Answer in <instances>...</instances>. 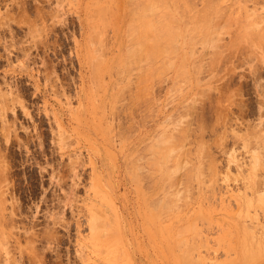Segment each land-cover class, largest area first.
Returning a JSON list of instances; mask_svg holds the SVG:
<instances>
[{"label": "rangeland", "instance_id": "374dc122", "mask_svg": "<svg viewBox=\"0 0 264 264\" xmlns=\"http://www.w3.org/2000/svg\"><path fill=\"white\" fill-rule=\"evenodd\" d=\"M0 264H264V0H0Z\"/></svg>", "mask_w": 264, "mask_h": 264}, {"label": "bare ground", "instance_id": "6f19581e", "mask_svg": "<svg viewBox=\"0 0 264 264\" xmlns=\"http://www.w3.org/2000/svg\"><path fill=\"white\" fill-rule=\"evenodd\" d=\"M112 1H113V0H112ZM141 1H142V0H141ZM176 1H177V0H176ZM254 1H256V0H254ZM257 1H258V0H257ZM183 4H184V3H183ZM218 4H219V3H218ZM171 5H172V4H171ZM210 5H211V4H210ZM178 6H179V5H178ZM180 6H181V5H180ZM187 6H188V5H187ZM192 6H193V5H192ZM211 6H212V5H211ZM211 6H210V8H211ZM168 7H169V6H168ZM168 7H167V8H168ZM175 7H177V6H175ZM183 7H184V6H183ZM190 7H191V6H190ZM208 7H209V6H208ZM157 8H158V7H157ZM179 8H180V7H179ZM179 8H178V9H179ZM135 9H136V8H135ZM168 9H170V8H168ZM180 9H181V8H180ZM186 9H189V8H186ZM194 9H195V8H194ZM204 9H205V8H204ZM154 10H155V9H154ZM207 10H210V9L208 8ZM212 10H213V9H212ZM177 11H178V10H177ZM183 11H184V10H183ZM186 11H187V10H186ZM194 11H195V10H194ZM203 11H204V10H203ZM203 11H202V12H203ZM142 12H143V11H142ZM208 12H209V11H208ZM211 12H212V11H210V13H211ZM158 13H159V12H158ZM160 13H161V11H160ZM180 13H181V12H180ZM187 13H188V12H187ZM195 14H196V13H195ZM202 14H203V13H202ZM179 15H180V14H179ZM193 15H194V14H193ZM198 15H199V13H198ZM200 15H201V14H200ZM206 15H207V14H206ZM228 15H230V14H228ZM208 16H209V15H208ZM145 17H146V16H145ZM166 17H167V16H166ZM181 17H182V16H181ZM195 17H196V16H195ZM232 17H233V16H232ZM149 18H150V17H149ZM161 18H162V17H161ZM208 18H209V17H208ZM175 19H176V18H175ZM198 19H199V18H198ZM203 19H204V18H203ZM225 19H226V18H225ZM227 19H228V18H227ZM239 19H240V18H239ZM170 20H172V19H170ZM199 20H201V19H199ZM208 20H209V19H208ZM241 20H242V19H241ZM252 20H253V19H252ZM136 21H137V20H136ZM175 21H176V20H175ZM191 21H192V20H191ZM210 21H211V20H210ZM165 22H166V21H165ZM167 22H168V21H167ZM173 22H174V21H173ZM230 22H231V21H230ZM136 23H137V22H136ZM138 23H139V22H138ZM146 23H147V22H146ZM182 23H183V22H182ZM206 23H207V22H206ZM206 23H205V24H206ZM140 24H141V23H140ZM150 24H151V23H150ZM174 24H176V22H175ZM209 24H211V23L209 22ZM231 24H232V23H231ZM234 24H235V23H234ZM252 24H253V23H252ZM103 25H104V24H103ZM176 25H177V24H176ZM184 25H185V24H184ZM187 25H188V24H187ZM203 25H204V24H203ZM132 26H133V25H132ZM138 26H139V25H138ZM173 26H174V25H173ZM198 26H199V25H198ZM105 27H106V26H105ZM140 27H141V26H140ZM178 27H179V26H178ZM185 27H186V26H185ZM208 27H209V26H208ZM216 27H217V26H216ZM134 28H136V27H134ZM143 28H144V27H143ZM161 28H162V27H161ZM249 28H250V27H249ZM172 29H173V28H172ZM209 29H210V28H209ZM164 30H165V29H164ZM176 30H177V27H176ZM198 30H199V29H198ZM205 30H206V29H205ZM220 30H221V29H220ZM250 30H251V29H250ZM256 30H257V29H256ZM193 31H194V30H193ZM203 31H204V30H203ZM206 31H207V30H206ZM133 32H134V31H133ZM147 32H148V31H147ZM171 32H172V31H171ZM178 32H179V31H178ZM195 32H196V31H195ZM224 32H225V31H224ZM134 33H135V32H134ZM184 33H185V32H184ZM202 33H204V32H202ZM208 33H209V32H208ZM208 33H207V34H208ZM175 34H176V33H175ZM189 34H190V33H189ZM204 34H205V33H204ZM247 34H248V33H247ZM261 34H262V33H261ZM172 35H173V34H172ZM176 35H177V34H176ZM194 35H195V34H194ZM205 35H206V34H205ZM134 36H135V35H134ZM145 36H146V35H145ZM147 36H148V35H147ZM179 36H180V35H179ZM240 36H241V35H240ZM251 36H252V35H251ZM255 36H256V35H255ZM255 36H254V37H255ZM142 37H143V36H142ZM135 38H136V37H135ZM137 38H138V36H137ZM137 38H136V39H137ZM139 38H140V37H139ZM143 38H144V37H143ZM151 38H152V37H151ZM212 39H213V38H212ZM252 39H253V38H252ZM144 40H145V39H144ZM151 40H152V39H151ZM249 40H250V39H249ZM249 40H248V41H249ZM139 41H140V40H139ZM173 41H174V40H173ZM260 41H261V40H260ZM146 43H147V42H146ZM155 43H156V42H155ZM262 43H263V42H262ZM262 43H261V44H262ZM150 44H151V43H150ZM152 44H153V42H152ZM147 45H148V43H147ZM150 46H151V45H150ZM153 46H154V44H153ZM161 46H162V45H161ZM130 47H131V46H130ZM170 47H171V46H170ZM155 48H156V47H155ZM157 48H158V47H157ZM209 48H210V47H209ZM162 49H163V48H162ZM192 49H193V48H192ZM150 50H151V49H150ZM154 50H155V49H154ZM172 50H173V49H172ZM140 51H141V50H140ZM140 51H139V52H140ZM160 51H161V50H160ZM170 51H171V50H170ZM175 51H176V50H175ZM141 52H142V51H141ZM141 52H140V53H141ZM153 52H154V51H153ZM173 52H174V51H173ZM155 53H156V51H155ZM155 53H154V54H155ZM174 53H175V52H174ZM189 53H190V52H189ZM149 54H150V53H149ZM138 55H139V54H138ZM142 55H143V54H142ZM147 55H148V54H147ZM151 55H152V54H151ZM149 56H150V55H149ZM157 56H158V55H157ZM219 56H220V55H219ZM136 57H137V56H136ZM144 57H145V55H144ZM137 58H138V57H137ZM152 58H153V57H152ZM160 59H161V58H160ZM140 60H141V59H140ZM151 60H152V59H151ZM151 60H150V61H151ZM150 61H149V62H150ZM171 61H172V60H171ZM173 61H174V60H173ZM184 61H185V60H184ZM147 62H148V61H147ZM153 62H154V61H153ZM153 62H152V63H153ZM185 62H186V61H185ZM185 62H184V63H185ZM170 63H171V62H170ZM186 63H187V62H186ZM180 64H181V63H180ZM148 65H149V64H148ZM172 65H173V62H172ZM184 66H185V65H184ZM185 67H186V66H185ZM152 69H153V68H152ZM177 69H178V68H177ZM153 70H154V69H153ZM178 72H179V70H178ZM180 73H181V71H180ZM183 73H184V72H183ZM186 75H187V74H186ZM149 76H150V75H149ZM149 76H148V77H149ZM178 76H180V75L178 74ZM143 79H144V78H143ZM147 82H148V81H147ZM165 135H166V134H165ZM168 138H169V137H168ZM165 140H166V139H165ZM164 146H165V145H164ZM154 148H155V147H154ZM161 148H162V147H161ZM165 149H166V148H165ZM158 150H159V149H158ZM169 150H170V149H169ZM155 151L157 152L156 149H155ZM155 151H154V152H155ZM159 151H160V150H159ZM173 151H174V150H173ZM163 152H164V151H163ZM167 154H168V153H167ZM159 155H160V153H159ZM183 155H184V154H183ZM157 156H158V154H157ZM161 156H162V155H161ZM177 156H178V155H177ZM157 160H158V159H157ZM162 160H163V159H162ZM174 161H175V160H174ZM174 161H173V162H174ZM154 163H155L154 165L157 166V165H156V162H154ZM170 163H171V162H170ZM162 165H163V164H162ZM173 165H174V164H173ZM168 166H169V165H168ZM179 166H180V164H179ZM166 168H167V167H166ZM162 171H163V170H162ZM156 172H157V170H156ZM164 173H167V172H164ZM164 177H165V176H164ZM174 177H175V176H174ZM162 178H163V177H162ZM162 181H163V180H162ZM170 181H171V180H170ZM194 181H195V180H194ZM191 182H192V181H191ZM168 183H169V182H168ZM171 183H172V182H171ZM173 185H174V184H173ZM171 194H172V193H171ZM168 197H170V196H168ZM173 200H174V199H173ZM169 201H171V200H169ZM171 202H173V201H171ZM169 203H170V202H169ZM187 204H188V203H187ZM168 207H170V206L168 205ZM174 211H175V209H174ZM169 212H170V211H169ZM100 214H101V213H100ZM194 220H195V219H194ZM99 222H100V221H99ZM194 223H195V222H194ZM103 224H104V223H103ZM93 229H94V228H93ZM102 234H103V233H102ZM112 235H113V234H112ZM188 243H189V242H188ZM182 246H183V245H182ZM191 248H192V247H191ZM123 251H124V250H123ZM118 253H119V252H118ZM119 254H120V253H119ZM124 255H125V254H124ZM117 256H118V255H117ZM183 256H184V255H183ZM186 258H187V257H186ZM119 260H120V259H119ZM188 263H190V262H188Z\"/></svg>", "mask_w": 264, "mask_h": 264}]
</instances>
